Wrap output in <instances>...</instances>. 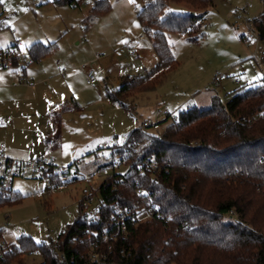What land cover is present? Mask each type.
I'll list each match as a JSON object with an SVG mask.
<instances>
[{
  "label": "rangeland",
  "instance_id": "1",
  "mask_svg": "<svg viewBox=\"0 0 264 264\" xmlns=\"http://www.w3.org/2000/svg\"><path fill=\"white\" fill-rule=\"evenodd\" d=\"M149 1L109 0L110 13H96L100 24L84 32L81 26L91 7L0 0V48L19 42L30 63L26 72L19 67L0 71V149L19 160H30L24 156L29 152L47 153L58 166L70 168L79 177L61 191L47 181L17 178L13 192L24 197L22 202L0 207V230L9 244L22 236L38 243L56 242L78 218L81 202L106 179L94 174L105 166L111 169L114 148L122 147L145 120H155L157 110L163 113L159 121L171 114V123L187 108L209 109L213 97L226 104L236 94L264 83V41L255 37L246 43L242 38L253 34L249 23L262 13V0H215L206 14L201 42L169 34L179 67L156 90L139 95L135 114L130 116L109 99L107 88L118 89L126 75H145L158 64L153 43L138 20ZM170 10L180 15L194 11L175 3ZM237 13L244 19H238ZM52 44L57 46L53 52L31 64L35 45ZM95 54L101 59L95 60ZM90 70L96 73L95 85L86 82ZM22 75L34 88L18 82ZM221 75L226 76L224 81L219 80ZM12 83L24 87L7 88ZM62 106L72 108L62 115V145L56 153L47 152L44 138L53 131L48 114ZM119 171L125 173L127 168ZM98 199L89 211L98 207ZM43 261L39 253L24 258V264Z\"/></svg>",
  "mask_w": 264,
  "mask_h": 264
},
{
  "label": "trees",
  "instance_id": "2",
  "mask_svg": "<svg viewBox=\"0 0 264 264\" xmlns=\"http://www.w3.org/2000/svg\"><path fill=\"white\" fill-rule=\"evenodd\" d=\"M214 2L146 3L138 20L153 43L158 64L145 75L123 77L118 89L108 87L109 99L133 116L136 98L156 90L179 67L169 34L201 42L206 33L204 20ZM262 2V13L249 23L260 41H264ZM172 3L187 4L194 11L176 14L170 10ZM110 10L109 0H99L92 13ZM56 47L35 45L31 64ZM71 109L62 106L49 115L53 134L45 139L48 152L61 147L62 115ZM170 119L161 122L156 132L135 128L122 147L114 148L113 155L120 154L123 162L133 165L126 174L114 173L98 190L92 189V195L99 198L93 213L80 207L76 221L56 242L20 237L16 244H9L0 264H24V258L35 253L43 256L41 264H86L83 256L88 258L94 244L99 246L95 252L106 250L107 243L96 237L113 226L118 210L149 203L157 205L169 223H129L128 236L115 243L113 261L106 264H264V83L236 94L226 104L213 97L211 108H189L175 121L169 123ZM145 160L155 161L159 170L145 167L141 171ZM138 189L143 193L138 195ZM23 198L13 192L0 201V207L19 204Z\"/></svg>",
  "mask_w": 264,
  "mask_h": 264
},
{
  "label": "built area",
  "instance_id": "3",
  "mask_svg": "<svg viewBox=\"0 0 264 264\" xmlns=\"http://www.w3.org/2000/svg\"><path fill=\"white\" fill-rule=\"evenodd\" d=\"M47 2L55 1L57 3H67L72 7L88 6L94 8L96 3L99 0H46ZM252 6L250 5L249 8ZM3 7H0L2 10ZM229 17H234V14L230 13ZM238 19H244L242 13H237ZM249 22V21H248ZM100 24V18L96 14L90 13L86 18L85 24L81 26V30L86 32L88 29L98 26ZM255 33L250 34L248 38L245 36V42L248 43L253 40ZM84 40L89 42L87 36L84 37ZM100 54H95V60L101 59ZM29 58L25 56L20 48V43L17 42L15 45H12L7 48H0V71L15 69L19 67L23 72L24 69L28 67ZM226 79L225 75L219 77L220 81ZM19 82L22 84H29L25 75L19 77ZM86 82L88 85H95L97 83V76L94 70H90L86 73ZM187 108L186 110H188ZM185 111V110H184ZM163 116V113L160 110H157L155 113V120H145L142 124L144 128L159 130L161 128V121L158 119ZM172 116L171 114H166V119ZM176 118L173 119L175 121ZM180 124V123H179ZM132 163L126 164L122 160L120 154L113 156V164L111 169L107 166L100 168L94 174V177H112L114 173L120 172L119 169L125 166L127 171L132 167ZM145 167H150L154 171H157V163L150 162L145 160L141 162L140 168L141 171L145 170ZM159 170V169H158ZM126 171V172H127ZM113 172V173H111ZM126 172L124 174H126ZM17 178L27 179V180H41L49 182L53 187H56L58 190H66L70 187L71 184H76L79 181L77 174H73L70 171V168H64L58 166L54 159L51 157L43 156L40 158H34L30 160H19L13 159L6 155L5 151L0 149V201L5 200L10 197L13 193V184ZM138 195L143 193L142 189H138L136 192ZM96 195H91L86 197L81 202L82 210L85 213H93L89 211L92 208V202L96 199ZM150 199V198H149ZM149 203V202H148ZM99 205V203H98ZM148 220H165L169 222L168 218H165L164 215L159 211V207L155 204H143L137 208L125 207V209L118 210L115 215L112 217V227L103 231L99 236L97 235L96 241H102L107 243V248L105 251L95 252L98 250V244H94L89 251L88 258L83 256L86 260V264H106L107 262L113 261V254L115 253L116 247L115 243L119 242L121 239H124L128 236L129 233V223L137 225L140 222ZM9 243L3 236V232L0 230V257H2L8 251ZM124 255V251H120ZM115 259V258H114Z\"/></svg>",
  "mask_w": 264,
  "mask_h": 264
},
{
  "label": "crops",
  "instance_id": "4",
  "mask_svg": "<svg viewBox=\"0 0 264 264\" xmlns=\"http://www.w3.org/2000/svg\"><path fill=\"white\" fill-rule=\"evenodd\" d=\"M101 22V21H100ZM144 37L143 36H141L140 37V39L141 40H144L143 39ZM127 76V75H126ZM128 76H130V75H128ZM132 77V76H131ZM136 77V76H135ZM18 82H19V80H18ZM20 83V82H19ZM22 84V83H21ZM29 84H27V86H28ZM29 86H31V88H34V86H35V84L34 83H30V85ZM17 88V87H24V86H19L18 84H15V83H12V84H7V88ZM51 113H49L48 115H50ZM48 118H49V116H48ZM53 134V131L51 132V133H49L47 136H45V138H44V142H45V139L46 138H48V137H50L51 135ZM45 146H46V144H45ZM46 149H47V147H46ZM56 151V150H55ZM55 151H52L51 153H56ZM47 152H48V150H47ZM47 154V153H46ZM46 154H44V155H34V154H32V153H27V155H24V156H26V158H29V159H34V158H40V157H43V156H46ZM16 156H18V155H16ZM22 156V155H21ZM13 190H14V186H13Z\"/></svg>",
  "mask_w": 264,
  "mask_h": 264
}]
</instances>
